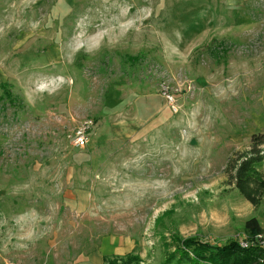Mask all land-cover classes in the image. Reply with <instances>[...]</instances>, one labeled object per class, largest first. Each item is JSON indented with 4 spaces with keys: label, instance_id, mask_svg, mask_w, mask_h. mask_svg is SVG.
Returning a JSON list of instances; mask_svg holds the SVG:
<instances>
[{
    "label": "rangeland",
    "instance_id": "374dc122",
    "mask_svg": "<svg viewBox=\"0 0 264 264\" xmlns=\"http://www.w3.org/2000/svg\"><path fill=\"white\" fill-rule=\"evenodd\" d=\"M254 134L264 0H0V264H177L189 239L264 248V199L224 174Z\"/></svg>",
    "mask_w": 264,
    "mask_h": 264
},
{
    "label": "trees",
    "instance_id": "16d2710c",
    "mask_svg": "<svg viewBox=\"0 0 264 264\" xmlns=\"http://www.w3.org/2000/svg\"><path fill=\"white\" fill-rule=\"evenodd\" d=\"M250 144L247 152L227 160L224 174L227 184L232 185L250 205L257 207L264 199V175L257 170L263 161L260 147L264 145V134L252 135ZM244 228L252 238L262 235V228L254 218L247 220ZM255 248H241L235 242L213 248L189 239L176 248L170 259H176L177 264H253L255 257L264 256V248Z\"/></svg>",
    "mask_w": 264,
    "mask_h": 264
},
{
    "label": "built area",
    "instance_id": "2783aa9c",
    "mask_svg": "<svg viewBox=\"0 0 264 264\" xmlns=\"http://www.w3.org/2000/svg\"><path fill=\"white\" fill-rule=\"evenodd\" d=\"M93 123L91 120H84L79 124V126L73 131L70 139L72 141V145L76 148H84L89 141V134L92 130ZM254 240L257 241V244H259L263 238L258 236L257 238H254ZM260 246V245H256Z\"/></svg>",
    "mask_w": 264,
    "mask_h": 264
},
{
    "label": "crops",
    "instance_id": "0c3cea01",
    "mask_svg": "<svg viewBox=\"0 0 264 264\" xmlns=\"http://www.w3.org/2000/svg\"><path fill=\"white\" fill-rule=\"evenodd\" d=\"M68 264H99L97 259H89V260H80V259H75L73 261H70Z\"/></svg>",
    "mask_w": 264,
    "mask_h": 264
}]
</instances>
